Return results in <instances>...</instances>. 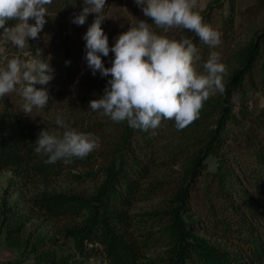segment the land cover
<instances>
[{"label": "trees", "instance_id": "16d2710c", "mask_svg": "<svg viewBox=\"0 0 264 264\" xmlns=\"http://www.w3.org/2000/svg\"><path fill=\"white\" fill-rule=\"evenodd\" d=\"M239 4L209 0L196 10L220 33L219 45L210 48L190 30L157 27L136 3L105 0L101 28L110 48L107 57L101 55L105 67H111L117 37L140 20L157 35L190 39L199 56L193 62L198 74L205 73L212 53L225 65L224 93L211 94L198 119L182 130L162 119L158 128L145 131L89 107L111 76L93 75L87 65L83 36L97 14L89 13L83 25L73 23L83 0H52L37 47L7 58L48 61L53 79L34 85L49 100L30 116L22 111L19 86L0 97V172L11 170L25 182L63 178L93 184L87 195L45 192L33 200L52 219L80 218L66 228L80 257L101 255L106 264L264 263V105L251 98L264 89V0L242 9ZM58 113L98 147L84 158L45 163L47 156L34 150L36 139L41 130L64 131L55 123ZM39 244L33 245L36 257L62 264L63 258Z\"/></svg>", "mask_w": 264, "mask_h": 264}, {"label": "clouds", "instance_id": "9594fccd", "mask_svg": "<svg viewBox=\"0 0 264 264\" xmlns=\"http://www.w3.org/2000/svg\"><path fill=\"white\" fill-rule=\"evenodd\" d=\"M197 0H135L146 17L165 31L182 27L197 34L210 48L220 43V33L203 23L199 12L193 11ZM52 0H0V39L18 49L28 47V38L36 39L47 22V5ZM82 11L73 23L83 25L89 13L96 19L83 36L86 47V62L93 75L111 76L104 94L92 99L89 107L100 111L114 122L127 121L133 128L148 130L160 126L162 119L174 120L177 130H182L199 117L200 110L215 91L224 93L223 75L226 67L212 53L204 63V74H198L193 67L196 47L188 38L179 41L155 34L149 23L140 20L137 26L129 27L116 39L111 51L114 58L111 67H105L101 55L107 57L110 51L108 38L101 28L104 19L105 0H83ZM34 23H29V20ZM14 23H9V22ZM5 48L0 47V55ZM0 67V97L17 91L24 99L22 111L26 115L33 108H44L49 100L44 85L53 79V69L48 61L35 57L22 60L18 56L7 59ZM66 63H68L66 61ZM55 123L64 129L62 133L41 130L35 152L47 156L45 163H54L72 157L84 158L98 147L95 140L86 133L69 128L63 113H58Z\"/></svg>", "mask_w": 264, "mask_h": 264}, {"label": "rangeland", "instance_id": "374dc122", "mask_svg": "<svg viewBox=\"0 0 264 264\" xmlns=\"http://www.w3.org/2000/svg\"><path fill=\"white\" fill-rule=\"evenodd\" d=\"M209 0H197L193 11L204 8ZM123 3H135V0H120ZM253 0H240L239 7L250 4ZM29 23H34L30 19ZM28 47L18 49L11 43L5 44L0 39V47L5 48V54L0 55V64L13 52L27 55L32 46L37 47V40L28 38ZM253 104L264 105V89L252 94ZM234 101L238 96L234 95ZM210 168L213 164L210 163ZM93 189L90 182L84 184L71 183L63 178L50 180L36 179L25 182L18 179L11 170L0 172V264L20 261L22 264H52L35 256L33 245L39 244L43 250H50L56 259L63 258L62 264H106L101 255L89 258L80 257L74 247L72 237L66 233V228L80 223V218L52 219L44 215L33 204L34 197L45 192L64 191L67 193H83L87 195ZM140 205V204H139ZM141 206V205H140ZM148 251L146 254H151ZM264 264V263H261Z\"/></svg>", "mask_w": 264, "mask_h": 264}]
</instances>
